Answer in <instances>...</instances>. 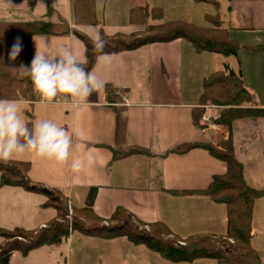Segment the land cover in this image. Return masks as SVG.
I'll list each match as a JSON object with an SVG mask.
<instances>
[{
    "label": "crops",
    "instance_id": "obj_1",
    "mask_svg": "<svg viewBox=\"0 0 264 264\" xmlns=\"http://www.w3.org/2000/svg\"><path fill=\"white\" fill-rule=\"evenodd\" d=\"M21 1L0 0V14L15 18L0 21L59 23L64 19L90 38L97 30L106 35L143 31L145 25L133 23L130 13L134 8L146 7L161 11V21L149 19L150 24L189 22L218 29L236 44L235 55L196 51L184 38L104 53L109 57L107 62L99 60V54L90 70L106 81L105 85L127 91L120 95V102L107 100L104 87L78 104L60 98L46 103L36 92L34 100H14L32 123L51 119L74 133L71 157L84 160L87 153L94 155V163L85 165L79 173L70 170L71 157L63 165L28 151L12 158L28 162V177L62 191L72 207H84L89 189L95 188L91 209L102 219L122 207L136 219L147 224L159 222L182 238L225 236L226 205L203 194L214 177L226 173L225 164L199 145L184 151L177 149L189 144H219L229 136L244 183L264 190V116L235 118L229 130L215 123L217 131L206 129L200 121L206 115L214 123L219 116L222 106L206 104L202 93L205 79L225 66L240 74L241 84L254 98L252 105L264 108V0H92L97 25L74 23L75 0H63L62 9L51 0ZM48 5L57 14L53 15L56 19L46 13ZM29 11L31 17L25 15ZM214 15L219 21L217 26L210 21ZM41 36L44 35L31 38L32 57L34 40L39 43ZM45 37L53 49L63 43L85 60L84 44L74 34ZM114 106L125 108L124 146L144 148L150 155L131 154L112 161L111 148L116 144ZM0 189L13 212L6 216V223L0 222V227L35 229L55 217L52 207H42L46 201L43 194L13 186ZM76 232L71 231L59 245L40 246L25 256L13 251L8 264H181L165 262L159 254H152L144 245H134L126 237L103 239L80 232L75 236ZM250 247L264 263V195L253 204Z\"/></svg>",
    "mask_w": 264,
    "mask_h": 264
},
{
    "label": "trees",
    "instance_id": "obj_2",
    "mask_svg": "<svg viewBox=\"0 0 264 264\" xmlns=\"http://www.w3.org/2000/svg\"><path fill=\"white\" fill-rule=\"evenodd\" d=\"M216 3L217 0H195ZM74 23L97 25L95 3L92 0H75L72 3ZM51 7L47 6V14ZM133 23L143 24L141 32L129 34L116 33L106 35L100 32L106 41L103 53H114L132 50L152 42L169 41L175 38L188 40L196 51L208 50L221 55H235L237 46L218 29L203 28L184 21L148 23L149 19L161 21V11L155 8L137 7L131 10ZM213 17V16H211ZM140 18V19H139ZM210 21L219 22L217 15ZM74 34L84 44L85 61L88 69L101 54L94 51L91 39L84 33L72 28L67 21L59 23L46 20L34 21H0V99L34 100L36 93L28 78H18L21 64L28 65L32 59L31 38L36 35L60 36ZM16 37H19L23 48L15 60H8V51ZM225 86V91L223 89ZM216 87V89H215ZM107 100L120 102V95L125 89H117L111 85L104 86ZM215 91V94L212 93ZM224 91V92H223ZM222 93L224 97H218ZM218 95V96H217ZM202 100L224 106L214 123L227 126L232 120L246 116H264V108L253 106L252 97L240 82V74H235L227 66L223 71H216L204 81ZM252 102V104H251ZM249 103V104H248ZM116 112V144L112 149V161L131 154H147L150 152L138 146H124L125 142V108L114 106ZM201 113L196 115L195 122ZM224 141L206 144H189L178 151L199 145L206 148L213 156L220 159L226 166V173L214 177L210 186L203 192L212 201L226 205V235L221 238V245H212L215 236H191L182 238L173 235L168 228L159 222L144 223L136 219L130 212L117 207L107 219H102L92 212V202L96 189L90 188L84 207H72L67 196L56 188L32 181L27 172L30 164L25 161L10 159L0 162V186L21 187L22 189L43 194L46 201L42 207H52L55 217L44 226L35 229L21 227H0V264H8L13 251L27 255L29 251L44 245H59L68 239L71 231H79L88 236L111 239L126 237L134 245H144L148 250L156 252L163 259L174 263L192 262L198 258L210 257L218 264H264L250 247L251 217L254 201L264 195V190H256L246 186L241 174V167L234 158L230 137ZM242 206L241 210L239 207ZM71 212L72 228L66 219ZM71 222V223H72ZM137 223V226L134 224ZM140 229H139V228ZM150 227L154 228L151 232ZM229 240V241H228ZM236 243V246H235Z\"/></svg>",
    "mask_w": 264,
    "mask_h": 264
},
{
    "label": "clouds",
    "instance_id": "obj_3",
    "mask_svg": "<svg viewBox=\"0 0 264 264\" xmlns=\"http://www.w3.org/2000/svg\"><path fill=\"white\" fill-rule=\"evenodd\" d=\"M93 49L101 53V61L109 57L103 53L106 41L97 30L91 34ZM34 40V39H33ZM35 51L28 65L21 64L18 78H28L34 91L46 103L57 98L73 104L86 102L92 93L103 89L106 81L97 77L86 66V61L77 57L73 49L63 43L54 49L45 36L39 43L34 40ZM23 45L16 37L8 51V60H15ZM3 57L0 56V62ZM73 134L64 126L51 119H39L32 123L22 115L18 102L0 99V162H7L26 151L38 158L54 161L59 165L67 163L71 157ZM95 157L89 152L81 160L71 157L70 170L79 173L85 165L91 166Z\"/></svg>",
    "mask_w": 264,
    "mask_h": 264
},
{
    "label": "rangeland",
    "instance_id": "obj_4",
    "mask_svg": "<svg viewBox=\"0 0 264 264\" xmlns=\"http://www.w3.org/2000/svg\"><path fill=\"white\" fill-rule=\"evenodd\" d=\"M4 2H22L21 0H3ZM36 1V0H35ZM38 2H50L49 0H37V3ZM51 2H55L57 5H58V7H60V9H62L61 7H62V2H63V0H51ZM21 12V11H20ZM57 15L52 9H51V12L48 14L49 16L50 15H52L51 16V18L50 19H56L53 15ZM25 15H28V17H31L30 15H31V12L29 11L28 12V14H25ZM34 15H35V13H34ZM33 18H37L38 16H32ZM0 19H15L14 17H11V16H4V15H1L0 14ZM215 89H216V87H215ZM223 89H224V91H225V86H223ZM223 91V92H224ZM212 93H214L215 94V91H213ZM218 96V95H217ZM218 97H221V98H223L224 99V97L222 96V93H219V96ZM252 101L254 102V98L252 97ZM249 104V103H248ZM251 104H252V102H251ZM223 108H224V106H222V109L221 110H223ZM218 118V116L216 117V119ZM214 121H216V120H214ZM205 128L207 129V126H205ZM227 128V126L225 127L224 126V129H226ZM209 129L211 130V131H217V129H218V127L217 126H214V127H210L209 126ZM226 139V138H225ZM223 142L224 140L223 139H221L219 142ZM0 188H2V186H0ZM1 190V189H0ZM0 192H2V191H0ZM1 198H2V202H1ZM8 201H10V199H8ZM73 203H77L75 200H74V202ZM75 205V204H74ZM241 208H242V206H240L239 207V210H241ZM11 213H13L12 212V210H11V208L10 207H7V202H6V200L2 197V194H0V222H5L6 220H5V218H6V216L8 215V214H11ZM67 220H68V222H69V229L70 228H72V225H73V222H72V220H71V212L69 211V213H67V218H66ZM72 222V223H71ZM6 223V222H5ZM134 224L137 226V223H135L134 222ZM139 228V227H138ZM140 229V228H139ZM153 229L154 228H152V227H150V231L152 232L153 231ZM78 232L79 231H77L76 233H75V236H77L78 235ZM82 235L84 236V234L82 233ZM214 240H216V241H212L213 243H211L212 245H221V238H217V239H215V238H213ZM1 240H2V238L0 237V242H1ZM229 241V240H228ZM235 246H236V243H235ZM34 250V249H33ZM15 252H18V251H15ZM55 252V251H54ZM151 252V251H150ZM152 254H156V256H158V254L155 252V253H153V252H151ZM9 260H11V259H9ZM165 262L166 261H168V260H165V259H163ZM164 262V263H165ZM169 262V261H168ZM152 263H155V261H152ZM166 264H169V263H166ZM171 264V263H170ZM181 264H218V261L216 260V259H214V258H210V257H205V258H198V259H195L194 261H192V262H182Z\"/></svg>",
    "mask_w": 264,
    "mask_h": 264
},
{
    "label": "built area",
    "instance_id": "obj_5",
    "mask_svg": "<svg viewBox=\"0 0 264 264\" xmlns=\"http://www.w3.org/2000/svg\"><path fill=\"white\" fill-rule=\"evenodd\" d=\"M209 116H206V115H202L200 121L202 124H204L205 126L207 127H214L215 126V123H213L211 120H209ZM202 131H205L204 129H202Z\"/></svg>",
    "mask_w": 264,
    "mask_h": 264
}]
</instances>
